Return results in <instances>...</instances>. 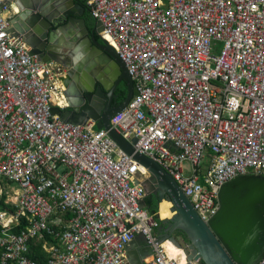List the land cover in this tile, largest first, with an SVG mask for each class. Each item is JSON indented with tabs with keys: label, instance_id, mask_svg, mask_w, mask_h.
Listing matches in <instances>:
<instances>
[{
	"label": "built area",
	"instance_id": "2783aa9c",
	"mask_svg": "<svg viewBox=\"0 0 264 264\" xmlns=\"http://www.w3.org/2000/svg\"><path fill=\"white\" fill-rule=\"evenodd\" d=\"M13 2L0 0V264H40L37 242L45 264H129L138 235L147 264H179L141 204L147 170L106 129L54 113L61 73L12 31ZM85 2L138 90L112 126L208 222L224 184L264 174V0Z\"/></svg>",
	"mask_w": 264,
	"mask_h": 264
},
{
	"label": "water",
	"instance_id": "95a60500",
	"mask_svg": "<svg viewBox=\"0 0 264 264\" xmlns=\"http://www.w3.org/2000/svg\"><path fill=\"white\" fill-rule=\"evenodd\" d=\"M11 1L20 10L13 18L12 31L25 37L32 55L47 62L55 57L53 51L65 56V46V53L73 60V64H67L70 77L65 81L68 107H56L54 113L74 124L93 122L97 129H106L117 145L147 170L149 177L135 179L145 190L141 200L144 207H149L146 197L150 195L158 200L159 209L164 199L173 203L172 211L177 215L167 232L158 235L159 241L174 239L183 248L176 237V232L181 233L185 264H264V174H244L224 184L217 213L204 221L175 178L136 149L137 138L128 140L112 126V118L123 111L138 90L115 47L96 39L95 34L103 30L99 20L94 19L90 36L84 17L90 9L78 0ZM121 82L125 83L127 96L114 105ZM138 245H142L140 251L134 250ZM151 254L152 246L142 235L127 245L129 264H146Z\"/></svg>",
	"mask_w": 264,
	"mask_h": 264
},
{
	"label": "flooded vegetation",
	"instance_id": "af4514ba",
	"mask_svg": "<svg viewBox=\"0 0 264 264\" xmlns=\"http://www.w3.org/2000/svg\"><path fill=\"white\" fill-rule=\"evenodd\" d=\"M13 3L15 4V2H13ZM12 8H14V6H12ZM15 12H16V15H18L20 13L19 8ZM89 14H90V12H89ZM84 16H85V14H84ZM88 24H89V28H90V36H93L94 19L92 18ZM52 29L53 28L51 27V30ZM95 35H96V39L101 41L102 38H101L100 33L98 32ZM67 51H68V49L65 46H63V52H64V54H66L65 56H63V54L61 52L53 51L52 56H55V57H52V59L50 60L53 62L54 69L60 71V73H61L60 78H61V81H62L64 87H65V81L67 80V78L69 76V67L67 66V64H69V63L73 64L72 58L67 53H65ZM98 85L99 84H97V86ZM101 88L103 91H105V89L102 85H101ZM64 92H65V89H64ZM105 92H107V91H105ZM115 94H116V96L114 97V100H113L114 105L122 102L126 98L127 89L125 87L124 82H121L119 84V86L117 87V89L115 91ZM63 102H64V108L63 109H65L68 107L66 96H65V100ZM167 203H168L167 205H163L162 203L160 204L159 214L161 215V219L159 220L158 226L156 228V234L157 235L164 233V232H167L169 225L172 223V220L169 219V216L166 214V211H165V208H168V210L171 211L172 210V206H171L172 204H170L171 203L170 201H167ZM171 215H174V211L171 212ZM176 233H177V235H179L178 234L179 232H176Z\"/></svg>",
	"mask_w": 264,
	"mask_h": 264
},
{
	"label": "trees",
	"instance_id": "16d2710c",
	"mask_svg": "<svg viewBox=\"0 0 264 264\" xmlns=\"http://www.w3.org/2000/svg\"><path fill=\"white\" fill-rule=\"evenodd\" d=\"M78 1L82 2L86 6L85 0H78ZM84 17L87 20V24L93 18L92 14L91 13L89 14V11H86L85 12V16ZM147 204L149 206L148 207L149 211L152 214L156 215V217L158 218V215H157L158 214V211H159L158 200L153 195H150V196L147 197ZM0 208H1V204H0ZM160 217H161V215H160ZM160 219L161 218H159V220ZM32 250H33L32 251V254H31L32 257H34L35 259H37L40 264H45L46 261H47V259H48V254L42 250L41 243L40 242L34 243V245L32 247ZM202 264H204V263H202Z\"/></svg>",
	"mask_w": 264,
	"mask_h": 264
},
{
	"label": "bare ground",
	"instance_id": "6f19581e",
	"mask_svg": "<svg viewBox=\"0 0 264 264\" xmlns=\"http://www.w3.org/2000/svg\"><path fill=\"white\" fill-rule=\"evenodd\" d=\"M17 7V6H16ZM16 10H18V7L16 8ZM143 169H145L144 167H142ZM167 199H164L161 203L163 205H167ZM171 202V201H170ZM170 204H172L171 206H173V203L171 202ZM166 214L169 216V219L172 220V223L169 225L168 229L171 227V225L173 224L174 218L177 215V212L174 211V215H171V211L168 210V208H165ZM158 226V223L155 227V234H156V228ZM165 246L169 252V254L171 256L177 257V259L180 261L181 264H185L187 262V258H186V253L185 250L180 247V245L174 240V239H169L168 241H166ZM196 264V263H194Z\"/></svg>",
	"mask_w": 264,
	"mask_h": 264
},
{
	"label": "rangeland",
	"instance_id": "374dc122",
	"mask_svg": "<svg viewBox=\"0 0 264 264\" xmlns=\"http://www.w3.org/2000/svg\"><path fill=\"white\" fill-rule=\"evenodd\" d=\"M150 175L149 174H146L144 177H142L144 180L147 178V177H149ZM11 187L12 188H15V189H17L18 188V185H15V184H12L11 185ZM158 207H159V203H158ZM158 215V218L156 217V215H155V218L157 219V221L159 222V218H161L160 217V214L158 213L157 214ZM179 235H177L176 234V237H177V240L179 241V243H181V245L183 246V248L185 249L186 247H185V244H184V238H183V235H181V233H178ZM159 239V238H158ZM177 258V257H176ZM178 260V259H177ZM180 261L178 260V263H179ZM194 263H196V264H199V262L198 261H195V262H193V264ZM180 264V263H179Z\"/></svg>",
	"mask_w": 264,
	"mask_h": 264
},
{
	"label": "crops",
	"instance_id": "0c3cea01",
	"mask_svg": "<svg viewBox=\"0 0 264 264\" xmlns=\"http://www.w3.org/2000/svg\"><path fill=\"white\" fill-rule=\"evenodd\" d=\"M12 185V184H11ZM11 185L9 184V189H13L12 187H11ZM15 189V188H14ZM146 200H147V197H146ZM146 208V207H145ZM146 209H148V207L146 208ZM149 210V209H148ZM20 228H22V225H20L19 227H16L15 228V232H19L21 229ZM48 240L49 241H53V239L51 238V237H48ZM139 240H141V238H139ZM32 245H34V243L32 244ZM41 247H42V250L44 251V252H46L47 254H48V252L45 250V248L43 247V244H42V242H41ZM142 247V245H138V247H136L137 249H134V250H139L140 251V248ZM33 251V250H32ZM151 256V255H150ZM150 256H148L145 260H146V264H147V262H148V260H150Z\"/></svg>",
	"mask_w": 264,
	"mask_h": 264
}]
</instances>
